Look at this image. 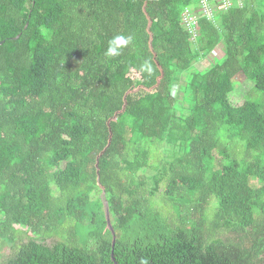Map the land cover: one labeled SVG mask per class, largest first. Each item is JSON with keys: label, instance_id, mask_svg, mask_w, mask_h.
Masks as SVG:
<instances>
[{"label": "trees", "instance_id": "16d2710c", "mask_svg": "<svg viewBox=\"0 0 264 264\" xmlns=\"http://www.w3.org/2000/svg\"><path fill=\"white\" fill-rule=\"evenodd\" d=\"M200 7L0 0V264H264V0Z\"/></svg>", "mask_w": 264, "mask_h": 264}, {"label": "rangeland", "instance_id": "374dc122", "mask_svg": "<svg viewBox=\"0 0 264 264\" xmlns=\"http://www.w3.org/2000/svg\"><path fill=\"white\" fill-rule=\"evenodd\" d=\"M217 5L215 4V7ZM220 51L217 50L216 52H214L213 55H219ZM206 65H208V62L205 61ZM243 76V75H241ZM241 79V77L239 76V78L236 80V91H234L231 94V101L236 104V105H240L242 104L246 99H250V100H257L260 99L262 97V94L258 93L256 94L254 97H252V94L250 95L249 92L252 89L253 85L248 82V81H244L242 80L239 84V80ZM154 153H153V157L151 159V166L155 167L157 164H159L161 162V160L163 159V157H165V149H167L165 146H155L154 148ZM154 173V170L151 168L146 172V175H151ZM162 191H164V189H162ZM163 195L159 194L157 195V197L154 199V203L157 205L158 208H161L167 215H169V212H171V208L168 205V203H166V201L164 200V198L162 199ZM160 203H162L160 205Z\"/></svg>", "mask_w": 264, "mask_h": 264}, {"label": "built area", "instance_id": "2783aa9c", "mask_svg": "<svg viewBox=\"0 0 264 264\" xmlns=\"http://www.w3.org/2000/svg\"><path fill=\"white\" fill-rule=\"evenodd\" d=\"M218 1L217 6L215 3L212 4L211 0H199L201 7L198 10L186 9L183 14V24L188 28L189 32L196 37L199 29V21L202 15L208 19H213L214 9L221 8L222 10L228 11L232 7V0H216Z\"/></svg>", "mask_w": 264, "mask_h": 264}, {"label": "clouds", "instance_id": "9594fccd", "mask_svg": "<svg viewBox=\"0 0 264 264\" xmlns=\"http://www.w3.org/2000/svg\"><path fill=\"white\" fill-rule=\"evenodd\" d=\"M131 41L130 36L115 35L111 40L108 41V47L105 51V55L108 57H115L121 54L122 49L127 46ZM144 66H142L143 69ZM151 71L150 68L147 69Z\"/></svg>", "mask_w": 264, "mask_h": 264}, {"label": "water", "instance_id": "95a60500", "mask_svg": "<svg viewBox=\"0 0 264 264\" xmlns=\"http://www.w3.org/2000/svg\"><path fill=\"white\" fill-rule=\"evenodd\" d=\"M19 37H17L16 39H18ZM4 42H2V44H3Z\"/></svg>", "mask_w": 264, "mask_h": 264}]
</instances>
